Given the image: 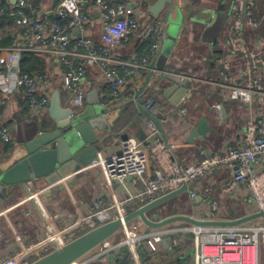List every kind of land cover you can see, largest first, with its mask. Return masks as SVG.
Instances as JSON below:
<instances>
[{
    "label": "built area",
    "instance_id": "built-area-1",
    "mask_svg": "<svg viewBox=\"0 0 264 264\" xmlns=\"http://www.w3.org/2000/svg\"><path fill=\"white\" fill-rule=\"evenodd\" d=\"M256 2L232 1L226 17L230 24L229 37L217 60L218 78L214 83L223 101L238 103L251 111L240 130V145L203 156L198 162L179 163L171 157L172 147L161 141L155 124L146 118L143 141L115 140L117 154L104 159L97 154L92 164L82 170L102 169L109 184H118L124 199L110 204L97 195L87 214H78L68 223V217L62 214L49 222L40 217L39 220L44 222L43 238L8 256H0V264H30L92 229L122 220L132 211L182 185L194 186L217 170L229 175V181L221 190L222 196L237 190L242 195V202L253 208L252 214L264 211V173L259 171L264 164V38L246 36V31H256L262 24L256 17ZM2 15L16 18L21 40H13L9 47L0 48V146L12 141L7 105L11 94H20L30 120L37 124L44 121L48 112L52 80L48 75L21 74L22 53L48 54L57 59L54 77L58 88L70 95V116L79 114L84 107L90 89L89 70H96L108 90L109 106L122 102L138 69L153 72L149 64L158 49L157 43L152 45L151 55L138 58L136 64L130 65L134 69L118 60L122 43L139 26L132 6L121 0H58L52 9L41 5V0L36 5L30 0H0ZM94 16L99 18L101 28L98 41L89 32ZM165 26L166 23L163 29ZM160 32L161 24L152 20L139 36L144 40L159 37ZM142 107L147 114H153L151 99L144 100ZM212 107L220 111L222 104L216 103ZM150 159L155 166L151 172ZM188 195L194 200L193 192ZM23 203L30 204L28 201ZM207 207L206 219L184 215L196 220H218L214 216L218 212L217 202L210 201ZM30 209L36 211L32 206ZM146 217L152 222L165 218L150 213ZM150 231L146 232V227L138 220L121 226L116 233L117 246L126 248L127 262L139 264L141 251L153 254L161 249L174 250L185 243L188 233L193 235L194 264H259V247L264 244V229L242 226L199 229L191 226L180 229L177 232L180 235L172 237L150 235ZM98 247L102 253L101 264H115V259L108 256L109 240Z\"/></svg>",
    "mask_w": 264,
    "mask_h": 264
},
{
    "label": "crops",
    "instance_id": "crops-1",
    "mask_svg": "<svg viewBox=\"0 0 264 264\" xmlns=\"http://www.w3.org/2000/svg\"><path fill=\"white\" fill-rule=\"evenodd\" d=\"M57 1L58 0H41V5H46L52 9L54 3ZM154 1L155 0H121V2L126 3L129 7L132 6L136 15L135 17L139 19V26L137 30L132 32L128 39L122 43L118 50V60L125 64H129V67L132 68L130 65L136 64L137 59L140 58L138 57L137 47L143 40L139 36L140 33L147 28L152 20L158 21L161 24L160 36L148 38L154 41L153 44H158L155 56L152 58L151 64H149L150 68H153V72L145 69H138V75L134 79L133 85L127 88L122 102L115 106H109V104H105V100L109 98L108 90L102 85L96 70H89L87 79L90 83V89L85 97L84 105L87 106V102L92 101V97H88V95L93 89H97L96 100L106 109V119L110 129V133L105 134L108 141L106 148L98 154L101 159L117 154L118 144L115 143V140L133 139L141 142L145 139L144 125L146 116L140 113L138 105L142 106L146 99H151L153 103H155L156 110L152 115L156 116L160 121H163L161 124L167 139V142L164 143L172 147L171 157L177 162L183 164L194 163L200 161L203 156L217 154L224 149L238 147L240 145V130L246 118L249 114L251 115V111L238 103L223 101L217 87L214 85L218 78L219 66L217 65V60L224 52L229 37L230 24L227 20H223L221 33L217 37L208 36L206 34L207 26L204 28L199 27L200 33H198L199 36H196L195 29L197 28L198 19L201 15V11H197L198 6L199 4H203L202 2L209 0L185 1L180 9L183 19L181 27L182 33L175 40L174 46L170 48L168 53L163 57V39L165 38L163 24H167L166 17L172 12H170L169 9L166 10L165 7L155 16L150 14L148 9ZM262 2L263 0H257L256 2V17L262 20L261 27L253 32L249 30L246 31V36L248 38H264V8H261ZM191 5H193V9ZM191 15L193 19H190ZM100 30L99 18L94 16L93 25L90 27L89 32L96 41H98ZM16 31L19 32L18 28H16ZM151 52L150 49V55ZM52 60L54 65L48 73L53 86L51 95L54 92H58L60 106L70 109V95L58 88V82L55 80L56 77H54L58 69V61L55 58ZM132 69H134V67ZM163 73L178 74L186 78L190 96H185L180 100L174 98L173 91L165 95L164 92L167 87L170 86V83H167L165 80L158 81V78ZM150 74L151 76L148 78ZM216 103L222 104L221 110H224V117L221 110L216 111L213 109L212 106ZM7 105L10 114L9 127L12 141L10 143L11 149L7 152H4L5 145L0 146L1 169H6L21 159L22 154L17 151L19 146L18 143L22 140L24 133H27V131L29 129L31 130L34 126H24V124H29V121L32 120H30L20 94H11ZM135 111L140 114L141 118L135 115ZM199 118H204L206 120L211 131L207 133L205 140L197 138L192 144H189V132L196 125V121ZM44 120L48 122L47 125L50 124L48 112ZM165 122L166 127L164 125ZM41 124L37 125L41 126ZM18 131L19 138L17 139ZM154 167V161L150 159L149 172H151ZM259 171L264 173V164L260 167ZM75 175L76 178L77 176L81 177L76 185L70 190L66 188L64 195L60 193L56 198L46 196V200H42L41 196L44 195V191L49 188L46 184L35 185L36 187L30 185L21 186V197H17L14 194L12 191L13 188L10 190V198L0 206V256H8L24 246L40 241L43 238L44 230V222L39 220L40 217L42 220L49 222V219L54 220L57 216L62 214V216L68 217L66 220L68 223L75 219L78 214H87L92 199L97 195L110 204H116L124 199V194L118 187V184L115 182L109 184L104 177L102 169L96 168L88 172L81 171ZM228 181L229 175L223 170L214 171L210 176L199 180L193 186V193L195 196H201L202 201L197 204L195 203L197 202L195 200L196 198H194L192 203V200L188 197L189 192H187L185 195L189 202L188 209L186 211L176 212L175 214H186L197 219H206L207 216L205 213L207 212V205L210 201L217 202L218 212H216L214 216H216L218 220H235L252 214L253 208H251L250 204L242 202V195L239 194V191L236 190L227 195H221V190ZM26 188L40 193V195H36L40 202L39 208L36 211L30 209L31 203L30 205L29 203H23V200L28 197L24 193ZM183 195L184 194L180 195V197ZM175 201L176 198L160 207L164 209ZM152 214L161 215L159 212H154ZM255 221L264 223V217ZM258 223L256 225H258ZM189 227L191 226L185 223H175L160 230H152L149 234H163L165 237H172L180 235L177 234L180 229ZM247 229H264V226L247 227ZM108 240L109 243H111L108 256L115 259V264H119L126 253V248L117 246L118 235H116V233ZM183 246L188 247L192 251L187 249V252L183 254L182 250L180 252L182 255L179 258V254L176 250ZM262 248H264V246ZM173 251H175V255L172 257H178L180 260L183 259L186 254H190V261L186 264H194L193 240L187 242L186 239L183 245H180ZM101 254L100 247H97L78 260L77 264H101ZM153 254L141 251L139 253V264H162L158 258L160 255L154 256ZM127 261L128 259L124 264H130Z\"/></svg>",
    "mask_w": 264,
    "mask_h": 264
},
{
    "label": "water",
    "instance_id": "water-1",
    "mask_svg": "<svg viewBox=\"0 0 264 264\" xmlns=\"http://www.w3.org/2000/svg\"><path fill=\"white\" fill-rule=\"evenodd\" d=\"M185 1L188 0H155L148 12L155 16L165 7L170 12L181 11ZM189 1L192 2V0ZM18 40H21V37H18ZM150 76L151 74L148 78ZM161 80L170 83L164 92L165 95L173 91L174 98L180 100L185 96H190L187 79L181 75L163 73L158 78V81ZM88 97H92V101L87 102L88 110L70 116V109L60 106L58 92L51 95L48 107L50 124L45 128L36 124L37 126H33L31 130L24 133L22 140L18 143L17 150L22 154L21 159L6 169L0 167V206L10 198L12 188L24 185L46 184L49 188L41 196L42 200H46V196L56 198L58 194L65 192L66 188L72 189L77 183L75 174L90 166L97 158V154L106 148L108 141L105 134L110 133L106 109L96 100L97 89H93ZM138 109L141 114L155 124L161 141L167 142L161 121L156 116L147 114L141 105H138ZM221 113L224 117L223 109ZM210 131L211 128L207 125L206 120L199 118L189 132L188 143L192 144L197 138L205 140ZM193 191V186L182 185L178 190L132 211L122 220H114L92 229L30 264H73L112 237L123 224L126 225L136 220L146 227V232H149L150 230L163 229L175 223H185L195 229L239 227L264 217V211L235 220H196L186 215L175 214L165 217L159 222H152L146 217L148 213L163 204ZM195 198L197 204L202 201L201 196H195ZM193 201L191 202L193 203ZM128 255L129 253L126 252L119 264H124ZM153 255L174 256L175 251L161 249Z\"/></svg>",
    "mask_w": 264,
    "mask_h": 264
},
{
    "label": "rangeland",
    "instance_id": "rangeland-1",
    "mask_svg": "<svg viewBox=\"0 0 264 264\" xmlns=\"http://www.w3.org/2000/svg\"><path fill=\"white\" fill-rule=\"evenodd\" d=\"M201 1H206V0H201ZM203 4H199L197 11L200 12V17L198 19V25L197 28L195 29V35L199 36L198 33H200L199 27H206V34L208 36L212 37H217L222 30L223 26V20L227 15L228 9L232 3V0H209L206 2H202ZM186 5V4H185ZM185 7V6H184ZM183 7V8H184ZM191 8H193V5H191ZM261 8H264V0L261 4ZM182 12L181 11H173L166 17L167 24L164 28V34L165 38L163 39V57L168 53V50L174 46L175 40L177 37L182 33ZM190 19H193L192 15L190 16ZM206 36V35H205ZM204 36V37H205ZM88 107L84 105L82 110L80 111H87ZM29 124H24L27 127L30 125H36L37 123L35 121H29ZM25 123V122H24ZM28 123V122H26ZM20 127V126H19ZM19 138V131L17 135V139ZM81 177L77 176L76 180L78 181ZM41 185V184H36V186ZM35 186V187H36ZM14 194L17 197H21V192H20V187H14L13 190ZM64 195V192L61 193ZM215 197V196H214ZM30 205V204H29ZM189 207V202L187 200L186 195L184 194L183 196H179L176 198V201L174 203L169 204L166 206L164 209H158L159 213H169L170 210H174L176 212H182L186 211ZM159 208V207H158ZM162 216V215H161ZM258 221H254L249 223L248 225H243L242 227H255V226H264V223L262 224L261 221H259L258 225H256ZM264 244L262 243L259 247V257H260V264H264V248H262ZM189 251H192L189 249ZM179 253V252H178ZM182 253H179L180 257Z\"/></svg>",
    "mask_w": 264,
    "mask_h": 264
},
{
    "label": "trees",
    "instance_id": "trees-1",
    "mask_svg": "<svg viewBox=\"0 0 264 264\" xmlns=\"http://www.w3.org/2000/svg\"><path fill=\"white\" fill-rule=\"evenodd\" d=\"M34 5L38 3V0H30ZM17 25H16V18L15 17H9V16H0V48H6L9 47L13 40L18 39L19 32L16 31ZM141 41V40H139ZM142 43L139 44L138 47V57L145 58L150 55V49L154 43V41L150 39H144L141 41ZM54 65L53 60L50 58L48 54H33L29 52L22 53L19 61V72L22 74H37V75H48V73L51 71L52 66ZM110 101V97L105 100V104L108 105ZM155 103H153V110L152 113L155 112ZM135 115L137 117H140V114L135 111ZM168 121V120H167ZM48 122H45V120L42 122L41 126L45 128L47 126ZM166 122L164 123V125ZM166 127V125H165ZM11 149L10 144H6L4 146V152H7ZM171 202V201H169ZM167 202V203H169ZM166 204V203H165ZM163 207L157 208L150 214L158 211V209H162ZM176 211L170 210L169 213H160L163 216H170L175 214ZM187 242H191L193 240V235L188 233L186 234ZM184 247V246H183ZM180 247L177 249V253L181 252L183 250V254L187 252L188 247ZM178 253V254H179ZM181 257V256H180ZM179 257V258H180ZM190 254H186L183 259H179L178 257H172L170 255H160L158 258L160 259V262L162 264H186L190 261Z\"/></svg>",
    "mask_w": 264,
    "mask_h": 264
},
{
    "label": "bare ground",
    "instance_id": "bare-ground-1",
    "mask_svg": "<svg viewBox=\"0 0 264 264\" xmlns=\"http://www.w3.org/2000/svg\"><path fill=\"white\" fill-rule=\"evenodd\" d=\"M24 193L26 194V196H28L24 201L30 202L31 206L37 210L39 208L40 202H39L38 197L36 195H40V193L37 191H32V190H30V188H26L24 190Z\"/></svg>",
    "mask_w": 264,
    "mask_h": 264
}]
</instances>
